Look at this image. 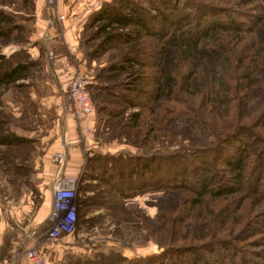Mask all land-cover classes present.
Masks as SVG:
<instances>
[{
	"label": "trees",
	"instance_id": "16d2710c",
	"mask_svg": "<svg viewBox=\"0 0 264 264\" xmlns=\"http://www.w3.org/2000/svg\"><path fill=\"white\" fill-rule=\"evenodd\" d=\"M144 1L106 3L80 33L89 60L117 50L91 88L123 107L113 114L104 99L97 112L110 131L109 117L136 110L123 125L136 147L170 144L179 133L192 147L94 156L87 187L95 192L78 200L77 227L95 206L113 216L117 237L168 234L163 253L101 252L95 264H264V0ZM0 6L14 9L0 8V147L15 148L24 139L6 127L2 97L29 91L22 81L34 67L25 51L6 57L2 49L26 41L22 14L34 1ZM145 194L159 201L153 219L132 204Z\"/></svg>",
	"mask_w": 264,
	"mask_h": 264
},
{
	"label": "rangeland",
	"instance_id": "374dc122",
	"mask_svg": "<svg viewBox=\"0 0 264 264\" xmlns=\"http://www.w3.org/2000/svg\"><path fill=\"white\" fill-rule=\"evenodd\" d=\"M33 1V12L22 14L24 19L21 23L29 31L26 41L21 44H9L2 49L6 57L15 52L25 51L34 68L30 80L22 81L27 87H31L29 91L8 93L2 97L8 120L6 127L20 135L24 143L15 148L0 147V224L5 223L7 228L5 249L10 251L14 246L16 252L24 255L32 264L34 263L28 257L29 251H39L46 255L48 264H57L52 262L54 261L52 249L55 246L48 239V233L54 229V224L44 222L38 226L34 221L43 206L51 202L50 188L53 190L55 181L63 174L61 167L55 162L58 154L65 156V168L72 159L78 164V173L72 176L79 183L76 199L78 205V200H84L87 196L91 198L95 192L93 191L95 188L90 187L93 182L87 187L90 183L87 173L90 171L94 156H117L125 153L146 158L153 153H177L182 146L186 149L192 146L190 142H180L182 139L180 133L174 136L170 144L151 146L142 140L140 146L132 145L128 138L129 132L123 128L126 118L136 111L131 109L127 110L124 116L109 117L113 127H110L109 131L101 118L108 116L97 112L96 103H102L104 99L112 101L108 105L113 114L120 113L123 106L117 104L112 97L96 95L98 91L91 87L101 85L102 82L97 80L99 69L108 63L110 57H114L117 50L108 51L95 60L85 57L83 50L79 55L76 52L71 53L64 44L62 34L64 22L77 16L76 9L71 8L67 11L64 6L67 0H59L57 5L50 8L42 7L44 0L42 5H39L38 0ZM112 1L98 0L97 3L87 1L84 6L88 8L87 13L90 17L104 4ZM135 1L140 4L146 3L144 0ZM1 7L14 10L6 6ZM78 11L79 14L84 13L83 9L78 8ZM65 14H70V18L60 20L59 16ZM44 21L52 23L48 25L56 38L49 35L42 40L38 39L45 28ZM91 35V30L86 31L83 35L84 40ZM61 59L71 63L74 69H83L91 79L89 95L95 107V114L90 123L83 117L72 114V102L66 88L72 69L58 71L56 61ZM89 128L94 132L91 133ZM121 133L124 135H120ZM100 187L103 188L101 183ZM132 204L138 205L151 219L158 214L159 201L149 194L136 197ZM88 209L81 211L85 218L89 215L90 221L89 224L86 223L88 229L85 228L84 236H78L75 232L73 235H62L61 240L57 242L65 247L64 258L67 262L95 264L98 261L97 255L101 252L115 251L128 259H139L166 250L164 240H168V234L150 236L147 228H141L137 231L139 233L132 230L130 236L120 238L115 235V219L107 209L95 206ZM145 224L147 225L146 222ZM15 242L17 246L13 245Z\"/></svg>",
	"mask_w": 264,
	"mask_h": 264
},
{
	"label": "built area",
	"instance_id": "2783aa9c",
	"mask_svg": "<svg viewBox=\"0 0 264 264\" xmlns=\"http://www.w3.org/2000/svg\"><path fill=\"white\" fill-rule=\"evenodd\" d=\"M59 0H46V8L54 7ZM70 14L59 16L62 21L67 20ZM91 79L83 69L72 68L68 77L66 88L69 99L72 102L71 110L74 116H81L87 122H92L95 114V107L90 99L89 85ZM91 133L94 132L89 128ZM55 162L65 169L66 158L63 154L56 156ZM78 181L74 177L60 175L53 187V209L46 221V224H54V229L48 233V239L55 246L61 240L62 235H73L78 226V205H76ZM52 248V247H50ZM29 259L34 264H48L46 255L42 252L31 250L28 253Z\"/></svg>",
	"mask_w": 264,
	"mask_h": 264
},
{
	"label": "crops",
	"instance_id": "0c3cea01",
	"mask_svg": "<svg viewBox=\"0 0 264 264\" xmlns=\"http://www.w3.org/2000/svg\"><path fill=\"white\" fill-rule=\"evenodd\" d=\"M62 1V0H61ZM65 1V0H64ZM63 1V2H64ZM87 1H91L93 3H97L98 0H67L64 4L65 9L67 11L71 10L73 8L76 9L75 14L78 12L77 16L75 18H70L69 20L64 22L63 27V34L62 37L64 38V44L68 47V50L73 53L76 52L77 55L81 53L79 49V38L80 33L84 28L85 23L87 22L89 18V13H87V9L84 5ZM43 0H38L39 5H42ZM46 0H44V3L42 7L45 6ZM67 4V5H66ZM90 7V6H89ZM78 8L83 9L84 13H80L78 11ZM45 28L41 31V33L38 36V39H43L45 36L51 35V37H55L54 32L52 28L48 24H52L50 21H44ZM52 27V25H51ZM35 50V49H34ZM56 64L58 66V71H68L72 69L71 63L66 61L65 59L57 60ZM74 159L68 164V166L63 170V174L68 177L75 176L78 173V164H75L73 162ZM50 195H51V202L48 204H45L43 208L40 210L39 215L36 217V220L34 221L36 225H42L44 222H46L51 214V211L53 209V190L52 187L50 188ZM50 198V197H49ZM89 218V215L86 216ZM86 218V219H87ZM87 224H81L79 227H77L76 234L78 236H84V230L85 228L88 229L86 226ZM7 228L5 227V223L0 224V264H32L28 261V259L22 255L19 254V252H16V249L13 248V245H16V242L13 243V249L10 251L8 249H5V241L7 240L6 231ZM76 234L74 236H76ZM68 240V239H66ZM18 245V244H17ZM16 245V246H17ZM65 245V244H64ZM54 252V261L53 263L57 264H74L69 263L64 258V251L66 250L65 247L61 244L55 245V247L52 249Z\"/></svg>",
	"mask_w": 264,
	"mask_h": 264
}]
</instances>
